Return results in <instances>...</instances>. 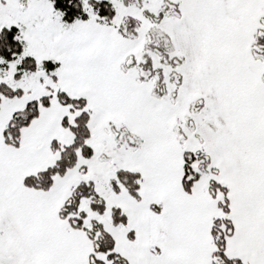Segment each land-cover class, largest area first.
Segmentation results:
<instances>
[{
  "label": "snow or ice",
  "instance_id": "snow-or-ice-1",
  "mask_svg": "<svg viewBox=\"0 0 264 264\" xmlns=\"http://www.w3.org/2000/svg\"><path fill=\"white\" fill-rule=\"evenodd\" d=\"M0 264H264V0H0Z\"/></svg>",
  "mask_w": 264,
  "mask_h": 264
}]
</instances>
